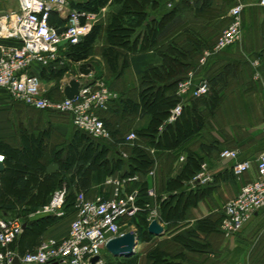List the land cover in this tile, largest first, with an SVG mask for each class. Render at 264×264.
<instances>
[{
  "label": "trees",
  "instance_id": "trees-1",
  "mask_svg": "<svg viewBox=\"0 0 264 264\" xmlns=\"http://www.w3.org/2000/svg\"><path fill=\"white\" fill-rule=\"evenodd\" d=\"M108 1L78 0L76 3L73 2L72 6L95 13ZM144 1L155 2L159 11L157 20L147 23L145 27L143 24L147 19L142 12L143 2L113 0L114 10L106 22L105 41L108 46L102 52L110 75L120 74L126 66L133 68L137 75V96L133 97L131 92L119 96L109 104L106 111L97 112V116L108 130L109 138L96 139L74 128L71 144L67 145L66 155L59 163L61 172L67 174L68 178L64 175L55 177L56 186L52 188V193L62 186L66 188L63 216L65 217L74 211L78 193L88 195L87 192L93 187L101 190L106 178L114 173L120 172L119 177L123 178L138 172L145 174L154 170L156 159L150 154L149 147L163 149L161 155H166L163 158V161L166 160L165 174L170 172L174 161L184 154L185 163L180 175L176 178L165 177L162 188L157 187L154 198L147 196L146 183L135 184L138 187L136 203L138 205L151 203L156 206L157 219L167 228H175L172 236L158 240L150 235L147 232V212H139L132 218L123 219L121 223L126 225L132 223L137 231L138 242L150 244L149 248L143 254L137 253L129 258L108 257L101 264H208V255L213 254L219 256L221 261L222 251L218 246L220 242L218 237L224 238L220 231L224 210L221 214L214 212L195 220L184 229H180L176 223L185 218L191 206L208 198L219 181L237 184L246 176L245 174H248L237 177L230 167L222 173L213 175L209 183L203 185L196 183L193 190H183L185 184L200 171V166L205 160L218 155L224 147H232L242 153L243 159L239 161H243L256 151L252 144L258 146L253 138L248 139L245 134L231 137L222 127L216 129L218 138L207 132L215 129L213 121L218 119L225 101L227 102L228 98L230 100L224 91L226 89L230 91L228 77L235 68L227 64L216 73H210L208 60L219 53L211 54V58L204 65L201 63V55L204 50L211 52L223 28L230 22L229 18H224L227 11L238 2L193 0L189 3L188 0H182L172 8H167L164 0ZM48 23L50 26L60 27L64 25V20L51 12ZM135 30L146 34L143 35V48L137 49V52L128 45V40L134 36ZM100 32L101 25H94L80 43L67 45L65 52L62 53L66 58L65 62L62 65L54 63L42 67L41 76L58 81L67 74H76L73 71V64L92 61L93 46ZM139 34L137 33V37ZM125 50L131 54L129 58L124 54ZM190 71L195 75L203 74L202 80L206 81L207 86L205 95L200 97H194L191 93L177 95L179 83L185 80ZM249 84L251 82H247V85ZM107 87L110 89L108 84ZM181 100H186V104H182L181 115L174 122L165 123L170 110ZM107 114L111 116H106ZM238 114L235 113L234 118H240ZM136 118L137 128L131 132L135 133L137 139L132 143H126L124 141L126 135L122 134V128L125 125L129 127ZM140 139L146 141L147 145L139 144ZM259 148L264 149V142ZM123 153L125 157L122 156ZM42 172V168L30 165L28 170L23 172L27 175L24 184L36 182ZM158 173L160 175L159 171ZM43 179H46L44 184H47L48 180L53 178L45 176ZM164 195L167 196L165 199ZM34 197L38 198L34 195L32 199ZM48 200L44 203L46 204ZM34 211L35 208L31 207L16 214L25 224V228L11 245L12 250L15 244L18 245L20 251L18 254L34 251L40 245L44 231L63 218L43 216L30 220L28 216ZM26 231L30 235L24 239ZM259 246L251 248L250 251L255 258L252 256L250 264H264V249ZM261 246H264V242Z\"/></svg>",
  "mask_w": 264,
  "mask_h": 264
},
{
  "label": "built area",
  "instance_id": "built-area-1",
  "mask_svg": "<svg viewBox=\"0 0 264 264\" xmlns=\"http://www.w3.org/2000/svg\"><path fill=\"white\" fill-rule=\"evenodd\" d=\"M9 1L16 2L17 10L0 16V89L7 92L14 101L33 109L69 114L72 125L93 138H109L108 130L97 116V112L106 111L117 96L108 87L101 88L104 85L102 78L72 75L71 79L78 80L80 84L78 94L74 99L55 101L43 96L41 79L30 72L34 64L46 67L63 63L66 58L60 49L80 43L96 24L103 9L95 13L76 9L72 3L78 0H0V3ZM164 1L167 8H172L182 0ZM259 5L264 8V0H260ZM242 10L240 3L229 9L228 26L221 32L211 52H206L203 56L220 53L241 40ZM51 12L64 19V25L50 26L48 18ZM62 28L63 30L57 33V30ZM203 56L202 64L205 60ZM190 85V79L182 81L178 85L177 95L184 96L189 92L194 97H200L207 93L205 80H201L191 92ZM182 108L180 103L173 107L165 123L174 122L180 116ZM136 139L135 133L130 132L124 141L132 143ZM0 156L3 157L0 163H3L5 156ZM238 157L239 151L234 150H224L219 154L220 160L233 161L231 169L237 177L251 172L253 168L252 161H239ZM254 162L255 177L245 183L239 193L228 200L223 208L224 218L220 223V231L225 238L241 231L252 216L264 208V150ZM135 180L136 176L109 178L105 182L110 186L106 198L86 199L80 196L74 202V216L67 235L60 240H43L34 251L23 254L13 251L11 245L21 234L23 222L18 217H0V264H11L14 257L22 264H90L91 258L99 257L98 264H101L100 248L105 249L110 239L125 233L121 231L122 226H126L121 223L123 219L132 218L145 211L148 224L157 220L154 208H150L147 203H136V191L127 193V184ZM211 181L212 177L204 163L191 180L197 184ZM147 194L150 196L153 192L149 190ZM66 196L64 186L55 189L48 202L33 214L63 217Z\"/></svg>",
  "mask_w": 264,
  "mask_h": 264
},
{
  "label": "crops",
  "instance_id": "crops-1",
  "mask_svg": "<svg viewBox=\"0 0 264 264\" xmlns=\"http://www.w3.org/2000/svg\"><path fill=\"white\" fill-rule=\"evenodd\" d=\"M139 1L143 2L142 12L147 19V21L143 24L145 27L147 23L157 20V12H159L158 5L155 2L146 3L144 0ZM259 1L260 0H237V2L243 6L241 14L242 38L239 42L208 60L210 73H216L220 68L227 64L232 65L235 68L234 72L228 77L230 83L228 89L230 91L227 89L224 91V93L226 92V96L231 99L227 102L225 101L224 106L227 105L228 107L225 110H228L233 114H247L254 112L261 115L264 113V8L259 5ZM112 2L113 0H109L105 6L99 8V10L103 9V13L100 14V17L104 20V22L100 21V23L96 22L95 24L97 25L98 23L101 25V32L93 46V53L91 56L92 61L81 63H88L93 66V71L89 74L90 76H87V78L94 76L101 77L107 82L110 90L116 94V99L119 96L128 95L130 92L133 97H136L138 82L137 75L135 74L133 68H131V66H126L120 74L110 75L105 66L106 62L102 57L103 49L108 46L106 43L107 41H105L106 21L109 14H111L114 10V4H112ZM15 10H17V4L15 1L0 3V16ZM224 18H228V11ZM137 33H140L139 37H137ZM144 33L145 32H141L140 30H138V32L135 30L134 36L128 40L129 47L134 48L136 52L137 49L143 48V35H146ZM100 39L102 42L98 43ZM97 49L99 53L96 54L95 50ZM65 50L66 47H62L60 52L63 53ZM124 54L128 56L127 58L131 55L126 50L124 51ZM64 62L65 61H63V63ZM63 63L59 64L62 65ZM81 63L73 64V71L76 73L73 76L80 75L77 70L79 64ZM202 65H204V63ZM41 70L42 66L34 64L30 72L39 76L41 79L43 95L50 97L55 101L63 100L65 98L63 94V87L71 79L72 74H67L60 80L56 81L43 78L41 76ZM254 73L258 75V79H262L263 81L261 88L262 92L259 95L255 90L254 83L252 82L256 79ZM202 75L203 74L195 75L194 72L190 71L187 73L185 79L191 76L192 88H195L202 80ZM247 82H251V84L247 85ZM106 116L111 115L107 114ZM131 125L129 127L125 125L127 128H122L121 132L123 135H127L132 129L137 128V118ZM74 128L75 127L72 125L69 114L54 110L33 109L22 103L14 101L7 92L0 89V154L5 156L2 163L3 166L0 169L1 218L17 217L16 214L18 211L25 208L34 207L36 211L45 204L44 201L46 202L52 194V188L56 186L54 183L55 177H58V175L59 177L64 175L68 178L67 174H63L61 172L59 163L64 155H66L65 150L67 145L71 144ZM139 144L147 145V142L140 139ZM148 149L150 150V154H152L156 159L154 170L148 171L145 174L138 172L133 175L136 176V180L127 184V193H132L134 191L138 192V187L135 184L146 183V191L148 192L151 190L155 197L158 189L157 187L161 186L160 188H162L165 177L169 176L171 178H176L180 175L184 167L185 155L181 154L177 161H174L170 172L165 174L164 171L167 170L164 166L166 164V160L164 159L165 161H163V158H165L166 155H161L163 154V149H156L152 147H149ZM219 154L214 155L203 162L206 164L207 171L211 177L226 171L232 166L233 161L220 160ZM122 156L125 157L126 155L123 153ZM240 157L243 158V155L239 151L238 159ZM181 158L183 159L181 160ZM30 165L34 166V168H42L43 172L42 175L38 176L36 182L33 184H24L27 175L23 174V172L24 170H28ZM158 171L160 172V175ZM119 174L120 172L114 173L112 176L107 177L106 180L109 178H121L119 177ZM44 175L53 178L48 180L47 184L45 183L47 185L46 189L44 184L46 179H43L45 177ZM105 182L99 191L98 188L93 187L89 192H87V194L89 193L88 195L82 192L78 193L75 201L80 196L86 199H93L95 197L106 198L110 191V186L106 185ZM195 186L196 183L190 181L185 184L183 190H193ZM223 186H226L232 195H235L238 189L237 184H231L227 181H219L210 196L191 206L189 210H187L185 218L180 221V223H176L177 226L180 229H184L192 225L195 220L217 212V207L220 206V208L223 209L224 205L221 206L220 204L222 196L220 195L219 197L218 195V190L220 188L222 189ZM175 192L176 191H173V193ZM34 195L38 196V198L34 197L32 199V196ZM147 196L150 197L148 194ZM166 197L167 196L164 195L163 199ZM260 211L256 212L250 221H257L260 219ZM34 212L29 214L28 218L30 220H36L43 216H51L35 215L33 214ZM73 216L74 211L66 214L65 217L49 226L41 235V241L46 239L60 240L64 238L68 233L69 223ZM157 221L163 227L164 233L161 236H152L158 240L172 236V233L175 232V228H167L158 219ZM24 228L25 224L23 229ZM29 235V232L26 231L24 233V239ZM135 237L137 240L136 233ZM141 244L148 243H139L137 240L134 254H137L136 249L138 245ZM13 251L17 254L20 252L18 250V245H14ZM109 257L116 258L111 255ZM208 258V264H221L219 256L215 254L208 255Z\"/></svg>",
  "mask_w": 264,
  "mask_h": 264
},
{
  "label": "rangeland",
  "instance_id": "rangeland-1",
  "mask_svg": "<svg viewBox=\"0 0 264 264\" xmlns=\"http://www.w3.org/2000/svg\"><path fill=\"white\" fill-rule=\"evenodd\" d=\"M100 21H103V19H101V17L98 18V23H100ZM101 22V23H103ZM107 22V21H106ZM97 23V24H98ZM229 24V22H228ZM226 28V26L223 28V30ZM242 38V36H241ZM104 40V39H103ZM102 40L100 39L98 41V43H101ZM98 48V47H97ZM208 52L207 50H204L202 52V56L204 53ZM95 53H99L98 49L95 50ZM211 55V54H210ZM201 56V58H202ZM205 56V57H204ZM203 57L205 58L204 60V64L206 63V61L211 58V56H207L204 55ZM256 73V72H255ZM255 80L252 81L254 83V87L256 92H258V95L262 92V85H263V81L262 79H258V75L255 74ZM253 75V76H254ZM72 77V76H71ZM188 79H191V76L188 77ZM186 80V79H185ZM184 81V80H183ZM181 83V82H180ZM179 83V84H180ZM103 86L101 88H107V82L104 81L103 82ZM179 88V86H178ZM194 88H192V85H190V92L193 90ZM99 90V89H97ZM189 93V92H188ZM44 96V95H43ZM264 99V97H263ZM231 100V99H230ZM186 100H181L179 103L183 104ZM227 101H229V98L227 99ZM178 104V103H177ZM176 106V105H175ZM227 107V105L223 106L221 108V112L220 115L218 117V119H216V121L214 120L213 123L215 125V129H213L212 131L207 130V132H211V134H213V136L217 137V128L218 127H222L223 130H225L226 134L231 135V137H237L238 134L243 135L245 134V136L249 139L253 138L255 140V143L258 144V146L256 144H252L253 149H256V151L254 153H252V155H250L249 157H246L245 160H250L252 161V171L248 174H245L246 176L242 177L243 179L240 180V182L238 181L237 186V192L235 193V195L231 194L230 190H228V188L226 186H223V188L218 190V195L220 197V195L222 196V200H221V206H225V203L234 198L238 193H239V188L242 186V184L244 185L247 181L252 180L255 177V170H254V165L255 162L254 160L257 158L258 154L263 151L264 149L261 150L260 144H262V142H264V113L263 114H258V113H239V117L237 119V117L234 118V114L232 112H229L228 110H225ZM182 112V111H181ZM181 115V114H180ZM216 130V131H215ZM248 134V135H246ZM218 138V137H217ZM221 140H223L220 137ZM257 146V147H256ZM224 150H229V151H239L236 148H232V147H224L222 151ZM239 159H243L242 157H240ZM238 159V160H239ZM181 161V160H180ZM228 196V197H227ZM149 198H154V194L150 195ZM150 208H154L156 210V206H153V204L151 203H147ZM217 209V213L221 214L223 212V209L219 207L216 208ZM260 219H258L257 221H250L249 223H247L241 231H239L238 233H236L234 236L230 237V238H222V237H218L219 239V248L222 251V257H221V261L222 264H250V261L252 259V253H251V248H256L262 247V250L264 249V246H261V244L264 242L263 241V237H264V209H261L260 211ZM71 223V221H70ZM69 223V226H70ZM69 230V228H68ZM121 231L123 232H135L136 228L135 226L131 223L128 224L126 226H122ZM47 240V239H46ZM150 244H141L138 245L136 251L137 253H141L143 254L148 248H149ZM253 250V249H252ZM100 258L102 261L107 260V258L110 256L108 254V252L101 247L100 248V254H99ZM255 258V255L253 256Z\"/></svg>",
  "mask_w": 264,
  "mask_h": 264
},
{
  "label": "water",
  "instance_id": "water-1",
  "mask_svg": "<svg viewBox=\"0 0 264 264\" xmlns=\"http://www.w3.org/2000/svg\"><path fill=\"white\" fill-rule=\"evenodd\" d=\"M63 30H57V33ZM78 73L82 76H88L92 71L93 67L88 63H81L78 66ZM79 81L76 79H70L67 85L63 88L64 97L67 99H74L78 94ZM3 164L0 163V169ZM24 224L22 225V228ZM147 232L154 236H161L164 233V229L157 220H152L147 226ZM137 245V240L134 232H125L121 236L110 239L106 245L105 250L113 257L116 258H129L133 256L135 248ZM99 257H94L90 259V264H98ZM11 264H22L17 257H14ZM55 264V263H52Z\"/></svg>",
  "mask_w": 264,
  "mask_h": 264
},
{
  "label": "clouds",
  "instance_id": "clouds-1",
  "mask_svg": "<svg viewBox=\"0 0 264 264\" xmlns=\"http://www.w3.org/2000/svg\"><path fill=\"white\" fill-rule=\"evenodd\" d=\"M0 160H3V157L2 156H0Z\"/></svg>",
  "mask_w": 264,
  "mask_h": 264
}]
</instances>
